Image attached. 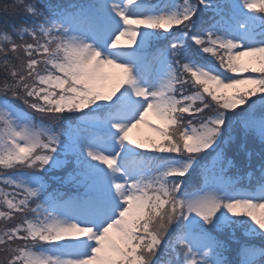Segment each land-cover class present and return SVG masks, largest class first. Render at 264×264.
I'll list each match as a JSON object with an SVG mask.
<instances>
[{
	"label": "snow or ice",
	"instance_id": "6c2138e0",
	"mask_svg": "<svg viewBox=\"0 0 264 264\" xmlns=\"http://www.w3.org/2000/svg\"><path fill=\"white\" fill-rule=\"evenodd\" d=\"M0 18V264H264V0Z\"/></svg>",
	"mask_w": 264,
	"mask_h": 264
},
{
	"label": "rangeland",
	"instance_id": "374dc122",
	"mask_svg": "<svg viewBox=\"0 0 264 264\" xmlns=\"http://www.w3.org/2000/svg\"><path fill=\"white\" fill-rule=\"evenodd\" d=\"M149 119H151L153 123H159V121H157L151 115L149 116ZM130 135L132 136V138L137 139V140H140L144 136L153 135V133H152L151 129L148 128L146 125H140L139 128L136 129V130H133V132L130 133Z\"/></svg>",
	"mask_w": 264,
	"mask_h": 264
},
{
	"label": "trees",
	"instance_id": "16d2710c",
	"mask_svg": "<svg viewBox=\"0 0 264 264\" xmlns=\"http://www.w3.org/2000/svg\"><path fill=\"white\" fill-rule=\"evenodd\" d=\"M0 23H2V18H0ZM18 103H19V102H18ZM256 146H257V145H254V144L250 145L251 148H255ZM230 172H232V171H230ZM256 242L259 243V241H256ZM229 258L232 259L233 257L230 256Z\"/></svg>",
	"mask_w": 264,
	"mask_h": 264
}]
</instances>
